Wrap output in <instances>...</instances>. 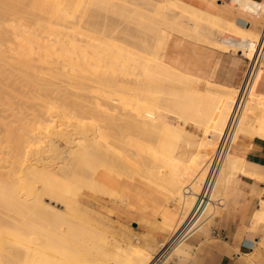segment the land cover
I'll return each instance as SVG.
<instances>
[{"label": "bare ground", "instance_id": "6f19581e", "mask_svg": "<svg viewBox=\"0 0 264 264\" xmlns=\"http://www.w3.org/2000/svg\"><path fill=\"white\" fill-rule=\"evenodd\" d=\"M81 1L90 12L104 8L122 13L126 33L136 34L146 23L140 31L144 34L142 44L137 47L113 38L107 34L114 31L113 26L104 25L101 32L96 23L89 22V28L79 30L76 12ZM123 1L101 0L98 5H104L97 9L94 0H0V264H155L159 255L111 239L90 224L80 204L85 189L117 195L132 207L130 196L157 209L169 203L184 206L186 215L180 213L173 224L163 225L174 237L187 228L208 162L237 110L240 87L229 89L181 70L166 54L170 40L185 33L253 58L260 34L179 0ZM231 2L264 16L262 4ZM212 31L220 35L219 41L204 35ZM259 73L236 114L233 144L242 134L264 136V96L254 90ZM74 75L110 89L99 91L91 85L93 95L87 98L92 101L87 107L73 103L61 112L54 110L53 103L46 109L29 106V100L34 99L37 105L43 95L44 101L48 97L62 99L70 87L65 79ZM42 100L43 105L49 101ZM108 125L117 142L106 134L110 133ZM189 125L208 135L206 141L199 142L201 154L186 158L180 148L182 143L191 144ZM129 128L135 130L134 135L119 137ZM65 145L68 154L61 156ZM140 151L149 156L140 163L142 168H137L133 160L139 163ZM47 152L49 159L56 160L55 167L54 162L51 167L42 161ZM35 155L39 156L30 158ZM239 160L231 150L227 152L216 178L214 202L193 220L207 217L226 197ZM136 175L138 184L123 180ZM45 194L62 201L65 210L43 207ZM170 240L164 241L165 247ZM170 246L166 258L186 252L176 239Z\"/></svg>", "mask_w": 264, "mask_h": 264}, {"label": "crops", "instance_id": "0c3cea01", "mask_svg": "<svg viewBox=\"0 0 264 264\" xmlns=\"http://www.w3.org/2000/svg\"><path fill=\"white\" fill-rule=\"evenodd\" d=\"M179 1L258 34L264 27V16L246 11L232 0ZM252 1L264 5V0ZM204 35L211 41L221 39L214 31L205 32ZM167 51L177 60L181 70L187 73L190 71L189 74L202 81L229 89L239 88L248 66L249 57L243 53L223 50L193 38L185 39L179 34H175L170 40ZM254 90L264 96V61ZM261 136L242 134L232 145L231 151L240 159L239 166L227 186L220 213L212 223L210 218L216 212V207H213L208 211L207 217L194 219L178 235L179 241L191 253L187 260L176 258L175 261L163 264H264V136ZM124 205L123 211L114 208L115 219L138 218L145 227H149L150 232L155 231L159 237H164L165 233L154 230L155 227L166 230L163 223L173 224L179 213L187 214L170 204H164L161 209L142 203L134 207ZM105 210L112 212L111 209ZM148 223L152 225L149 226ZM191 231L193 232L190 233ZM197 231L201 232L195 233ZM186 234L190 237L189 244L183 242Z\"/></svg>", "mask_w": 264, "mask_h": 264}, {"label": "rangeland", "instance_id": "374dc122", "mask_svg": "<svg viewBox=\"0 0 264 264\" xmlns=\"http://www.w3.org/2000/svg\"><path fill=\"white\" fill-rule=\"evenodd\" d=\"M109 1L110 2L112 1V3H115V4H121L122 2H124L123 0H109ZM94 2H96L94 4L98 6L97 9H101L102 8V5H104L103 4L104 3L103 1H102L103 3H100V5H98V3L101 2V0H94ZM84 4L85 3H83V1H81V9H80V5H79L78 6L79 9L77 8V10H79V11L76 12L78 14V16H77V19H78L77 20V23H79L81 25V27H82V29H79V30H83V29L87 28V26L89 28V25H88L89 22L96 23L97 29L98 30H101V32H103V30H104V25L105 26L108 25L110 28L113 26L111 29H114L115 28L114 31H110V32L107 33V34H110V36H112L113 38L117 39L118 41H125L126 43H128L130 45H133V46H137V47H139L142 44V41H143V38H144L143 37L144 34L142 32H140V31H141V28L142 29L145 28L144 26H146V23H144L145 25L143 24V27L144 28L141 25H140L141 27L138 25L140 29L138 31H136L137 33L135 32L136 34L132 33L134 30L131 32L132 34H129V33H126V32L123 31V28L126 27V25H125V16L122 13L115 12V11H113V9L112 10L111 9H108V10L105 9L104 10V8L102 10L104 12H107V13L101 12L102 10L101 11H99V10L94 11L93 9L90 12L89 9H88V7L86 5L84 6ZM80 10H82V11H80ZM79 12H80V15H79ZM78 17H80V19ZM65 19L66 20H71L70 18H66V17H65ZM75 20L76 19H74L73 21H75ZM183 20L185 22H188V19L187 18H184ZM189 22L192 23L194 21H189ZM100 24L103 25V27H102L103 29L101 28ZM80 25H79V27H80ZM138 32H139V34H138ZM179 35H182L183 38H185V39L186 38H193V39H197V40L199 39V38H197L194 35H189L188 36L185 33H180ZM166 54L167 55H171L170 53H168V51L166 52ZM170 57L173 58L172 55ZM173 59L176 60L175 58H173ZM75 76L76 75H74V77L73 76H70L69 77L70 79L68 77L65 79L66 80V83L67 82L69 83L68 86H70V87H68V89L71 88V89H69L71 91H68V94H67V90L68 89L66 90V89H64V87H61L63 90H66L65 91L66 93L62 97V99L59 98L60 99L59 100V99H56L55 98V101H53L54 98H52V97L49 98L48 95H46L48 97L47 99L49 101L48 100H45L44 101L43 98L45 97V95L42 94L44 97L41 95L43 97V98H41V100L43 99L42 101L45 102V103L48 101L46 104H44L45 106L41 103V100H40V103L38 101V104H40L39 106H41V104H42V107H39L38 104L36 105L35 104L36 102L33 101L34 99L28 101L29 106L32 109H34V108H36V109H43L44 107H45L44 109H46V107L48 108L51 105V103H53L55 105V107H54L55 109L54 110L57 109L58 111H61L62 112V110L64 108H65V110L70 109L73 103H76V104H80L81 103V104H84L85 107H87L88 104H90L89 101L91 99V97H88L87 98V96H92L93 95L92 94L93 89L101 91V88H102L103 90L106 91V88L107 87H103V86L101 87L100 83H98L97 81H93V80H89V79H84V78L81 79L80 77H78V76L75 77ZM72 80H74V81H72ZM85 84H86V86H85ZM91 85H94V88L93 89H92L93 86L91 87ZM64 86H65V84H64ZM76 86H78V87L82 86V87L80 89V88H76ZM65 88H67V85L65 86ZM107 89H110V88H107ZM90 93L92 95H90ZM73 94L75 96H73ZM49 96H52V95L49 94ZM40 97H39V99H40ZM36 99L37 98H35V101L39 100V99H37V100ZM50 99H52V100H50ZM57 101H58V103H57ZM59 101H60V103L62 105L59 103ZM91 101H92V99H91ZM48 104H50V105H48ZM106 123H107V121H106ZM102 124H105V123H102ZM107 124H110V123H107ZM108 128H110L109 129L110 130V133L108 131L107 132L105 131L107 128L104 131L106 132V134H111L112 133L111 132L112 129H111V127L109 125H108ZM187 129L190 132V134L188 135V137H189L188 139L191 141V144L192 145L191 144L182 143L181 144L182 147L180 148L181 153L184 152L186 158L190 157L191 155H194L195 156L196 154H201L202 147L200 146V144H202L204 141L207 140L206 138H207V135H208V132L199 130V129L195 128L194 126H191V125H189L187 127ZM132 130L131 129L129 131L126 130L124 133L118 132V133H120L119 137L121 135L123 136V134H127L128 137L130 135H132V134L134 135V131L135 130L134 131H132ZM130 131H132L131 134L130 133L128 134V132H130ZM114 132H116V130ZM112 136H113V139L111 138L112 141L113 142H117V140L114 138V137H116L114 134H111L109 137H112ZM104 137H107V136L105 135ZM125 139L127 140V137H125ZM118 140H121V139H118ZM193 142H194V145H193ZM199 142H202V143L199 144ZM114 144H116V143H114ZM123 146H122L121 149H123ZM128 147L129 146H127L126 148H128ZM67 149H68V147L65 145L64 148H63V150H62V152H61V156H65V155L68 154ZM145 153L146 152H141L140 151L139 156H137L138 159H139L138 160L139 163L133 160V163H134V165L137 166V168H142V165L140 163H142V162L144 163L148 159V156L149 155L147 153L146 154ZM43 154L45 156L47 154H50V152L49 153L48 152L47 153H43ZM37 156H39V155H35V156L30 157V158L31 159L32 158H36ZM45 158H46V156H45ZM42 161L49 163V165L51 167H52L51 163L53 164V162H54L55 165L53 164V166L54 167L56 166V162H55L56 160L52 161L51 158L50 159L48 158V155H47V158L46 159H42ZM3 163H5V162H3ZM5 164H8V163H5ZM123 180H128L132 184H138L139 181H140V178L136 175L133 179L125 178ZM84 191H85V194L86 195L85 194H80V196H79L80 197V201H81L80 204L83 206V208L88 213V219H89L90 224L92 226H94L95 228H97L98 230H100V231L106 233L107 235H109V237L111 239H114L116 237V239H119L124 244L132 243L134 246H138L139 245L141 247L146 248L153 255H159V259L158 260L161 261L160 264H163L165 262L175 261L176 258L179 259V260H187L190 257L191 253H190L189 250H186V252L184 254H181V255H171L168 258L165 257L170 252V247H171L170 245H171V242H172V240H170V238L173 237L172 231L170 229H168L166 226H164V227H166V230H162V229H159V228H156V227L154 228V230H156V231H161V232H164L165 233V236L164 237H159L157 235V233H155V231L154 232L153 231L150 232L149 231V227H145V225L143 224V222L140 219H138V218H131L130 219V218H127V217H122V218H119V219H115L113 217L114 216V213L116 214L114 208L121 209L123 211L124 206H125L124 205V202L117 195H114V196L113 195H110V197H109V194H103V193H100L99 194V192L98 193H95V192H92V191H90L88 189H85ZM142 194L144 196H147L148 198H150L152 200H155V201H157L159 203H163V200L162 199H158V198H155L154 196L147 195V194H144V193H142ZM106 196H107V198H106ZM130 198H131V201L133 203V207L134 206H137L140 203L145 204L141 200H139V199L137 200V198H135V197L130 196ZM55 199L56 198L53 197L52 195H49V194L46 195L45 194V195L42 196V200H41L42 202L41 203L44 202L43 203L44 205L42 204L43 207L49 206V208H52L53 207V209L54 208L55 209L58 208L57 210H60V211L65 210L64 203L62 201L57 200V199H56L57 200L56 201ZM220 201H223V199H220ZM59 202H62V203H59ZM122 202H123V204H122ZM169 204L172 205V206L174 205L173 203H169ZM104 207L106 209H111L112 212L111 213L110 212H107V210H105ZM173 207L176 210H180L181 212L184 211V212H187L188 213L187 208L184 207V206L174 205ZM46 209H48V207ZM221 209H222V206H220V205L217 204L215 214L212 215L211 218L208 217L207 219L208 220H209V218L212 219V223H213V221L215 220L216 216L220 213ZM89 216L91 218H89ZM92 216H94V218ZM180 217H181V214L179 213L178 219ZM92 218L93 219H96L97 221L99 220V223L96 220H93ZM95 221L97 223H95ZM148 225L151 226L152 224H149L148 223ZM192 232L193 231H191L190 233H192ZM198 232H201V231H197L195 233H198ZM184 237H183V242L189 244L190 237L188 239H184ZM168 240H170L169 241V244H167L166 247H165L164 243H166V242H164V241H168ZM176 240H177V242L179 241V236L176 237ZM179 243H181V242L179 241Z\"/></svg>", "mask_w": 264, "mask_h": 264}, {"label": "built area", "instance_id": "2783aa9c", "mask_svg": "<svg viewBox=\"0 0 264 264\" xmlns=\"http://www.w3.org/2000/svg\"><path fill=\"white\" fill-rule=\"evenodd\" d=\"M238 52L241 53V51H238ZM263 61H264V27H263L262 31L260 32V38H259V41L257 42V45H256V52L254 54V57L248 58V66L246 69V73H245L244 79L242 81V84L239 86L240 87V95H239L238 102H237V110L234 113L233 118H232L231 122L229 123V125H228V127H227L221 141H220V145H219L217 151L215 152L213 157L208 162V167H207L206 176H205V179H204V182L202 185V189H201L200 193L198 194L197 206H196L193 214L191 215V217L189 218V220L185 224L184 228H186L191 223L193 218H195L196 216L201 217L204 214V212L206 211L208 205L211 202H214V200L212 199V195H213V191L215 188V183H216L218 171H219V168H220L227 152H229L231 150L232 145H233L231 138H232V135H233L235 127H236V117H237L236 114H238V110L242 104L246 90L248 89L249 85L252 82H254L258 73L260 72ZM218 205L222 206L223 205L222 201L219 200ZM187 236H185L184 239H187ZM172 238H173L172 242H174V240L176 239V236L175 237L173 236ZM160 262L161 261L158 260L155 264H160Z\"/></svg>", "mask_w": 264, "mask_h": 264}]
</instances>
